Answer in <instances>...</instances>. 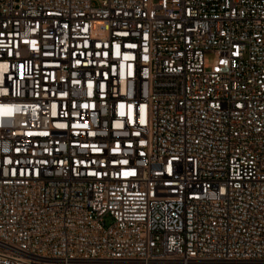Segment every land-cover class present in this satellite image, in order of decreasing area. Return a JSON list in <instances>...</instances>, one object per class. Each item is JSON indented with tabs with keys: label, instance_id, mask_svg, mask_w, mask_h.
<instances>
[{
	"label": "built area",
	"instance_id": "1",
	"mask_svg": "<svg viewBox=\"0 0 264 264\" xmlns=\"http://www.w3.org/2000/svg\"><path fill=\"white\" fill-rule=\"evenodd\" d=\"M0 264H264V0H0Z\"/></svg>",
	"mask_w": 264,
	"mask_h": 264
},
{
	"label": "rangeland",
	"instance_id": "2",
	"mask_svg": "<svg viewBox=\"0 0 264 264\" xmlns=\"http://www.w3.org/2000/svg\"><path fill=\"white\" fill-rule=\"evenodd\" d=\"M154 2H156L157 0H153ZM209 59H211V56L208 57ZM105 224L108 225L111 222V219L109 217H105Z\"/></svg>",
	"mask_w": 264,
	"mask_h": 264
}]
</instances>
